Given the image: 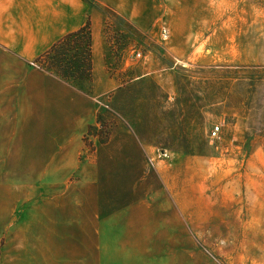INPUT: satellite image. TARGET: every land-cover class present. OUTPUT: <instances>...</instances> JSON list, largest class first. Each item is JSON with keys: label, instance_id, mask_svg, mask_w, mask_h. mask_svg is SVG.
Instances as JSON below:
<instances>
[{"label": "rangeland", "instance_id": "374dc122", "mask_svg": "<svg viewBox=\"0 0 264 264\" xmlns=\"http://www.w3.org/2000/svg\"><path fill=\"white\" fill-rule=\"evenodd\" d=\"M88 2L71 143L0 153V264H264V0Z\"/></svg>", "mask_w": 264, "mask_h": 264}, {"label": "crops", "instance_id": "0c3cea01", "mask_svg": "<svg viewBox=\"0 0 264 264\" xmlns=\"http://www.w3.org/2000/svg\"><path fill=\"white\" fill-rule=\"evenodd\" d=\"M89 10L88 0H0V145L6 146L0 153L14 154L8 158L18 159L23 144L40 145L46 121L52 160L55 145L71 143L72 103L81 92L73 81L33 63L65 34L85 25Z\"/></svg>", "mask_w": 264, "mask_h": 264}, {"label": "trees", "instance_id": "16d2710c", "mask_svg": "<svg viewBox=\"0 0 264 264\" xmlns=\"http://www.w3.org/2000/svg\"><path fill=\"white\" fill-rule=\"evenodd\" d=\"M35 63H41V67L55 72L65 80L85 81L91 80L93 76V34L92 24L88 18L85 25L79 29L69 32L57 40L48 50L43 52ZM97 124L103 121L102 116L97 118ZM97 124L89 125L85 134V143L93 150L94 143L90 136H99L100 131ZM108 128V124H104ZM103 126V127H104ZM107 130V136L109 135ZM101 142L107 141L99 136Z\"/></svg>", "mask_w": 264, "mask_h": 264}, {"label": "built area", "instance_id": "2783aa9c", "mask_svg": "<svg viewBox=\"0 0 264 264\" xmlns=\"http://www.w3.org/2000/svg\"><path fill=\"white\" fill-rule=\"evenodd\" d=\"M137 55L140 56V52H137ZM220 126L219 125H215L212 127L211 129V137L214 138V137H217L219 136V133H220Z\"/></svg>", "mask_w": 264, "mask_h": 264}]
</instances>
